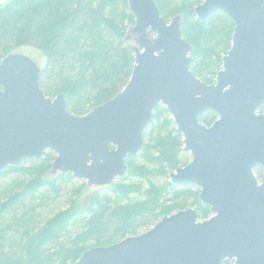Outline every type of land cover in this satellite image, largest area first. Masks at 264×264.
<instances>
[{
	"label": "water",
	"instance_id": "water-1",
	"mask_svg": "<svg viewBox=\"0 0 264 264\" xmlns=\"http://www.w3.org/2000/svg\"><path fill=\"white\" fill-rule=\"evenodd\" d=\"M128 7L135 19L128 33L136 36L130 79L85 115L69 113L64 95L43 94L41 70L29 57L0 62V170L50 151L53 172L107 186L143 149V133L162 105L192 156L171 183L199 187L214 215L201 222L196 211H179L138 236L90 248L72 264H264V182L258 186L252 172L264 168V0H201L194 8L198 20L219 11L234 24L212 85L190 72L192 47L179 17L167 23L153 0H128ZM206 112L218 117L210 127L199 121Z\"/></svg>",
	"mask_w": 264,
	"mask_h": 264
},
{
	"label": "trees",
	"instance_id": "trees-1",
	"mask_svg": "<svg viewBox=\"0 0 264 264\" xmlns=\"http://www.w3.org/2000/svg\"><path fill=\"white\" fill-rule=\"evenodd\" d=\"M153 1L166 22L172 17L168 8L186 10L180 32L192 47L190 72L211 84L231 46V19L217 11L198 20L194 8L201 0ZM134 23L128 0H9L0 5V59L19 46L44 52L40 89L48 98L64 95L67 111L82 116L128 83L134 55L126 36ZM211 117L217 116L206 112L199 121L209 126ZM178 134L159 105L144 132L143 150L128 161L124 177L80 207L83 181L71 174L44 178L55 158L50 151L0 170V264H72L90 248L138 236L163 215L190 206L177 200L186 187L179 190L167 179L182 165L178 158L189 159L175 140ZM193 199L196 204V194Z\"/></svg>",
	"mask_w": 264,
	"mask_h": 264
},
{
	"label": "rangeland",
	"instance_id": "rangeland-1",
	"mask_svg": "<svg viewBox=\"0 0 264 264\" xmlns=\"http://www.w3.org/2000/svg\"><path fill=\"white\" fill-rule=\"evenodd\" d=\"M9 0H0V5H3L5 3H7ZM186 2H189V1H186ZM165 7V6H164ZM169 9V12L171 14V18L170 20H168L167 23H169L173 18L175 17H179L181 20L180 22L182 21V18L184 16V14L186 13V10H184L183 8H168ZM175 15V16H174ZM182 17V18H181ZM134 25L132 26H129V27H133ZM233 34V33H232ZM232 38V36H231ZM131 46L133 45V42L131 41V43H129ZM231 45V43H230ZM231 47V46H230ZM230 49V48H229ZM228 52V51H227ZM10 54H21V55H24V56H27L29 57L40 69H42L44 66H45V63H46V55L44 52L42 51H39V50H36V49H33L31 47H27V46H19V47H15L13 48L12 50H10L8 52V55ZM227 54V53H226ZM225 54V55H226ZM5 56V57H6ZM4 57V58H5ZM4 58H1L0 59V62L4 59ZM222 67V66H221ZM221 70V69H220ZM217 74V73H216ZM216 74L213 76L210 77V80L207 81L208 83L209 82H212L211 84H214L215 83V77H216ZM159 106V105H158ZM85 110V108H84ZM168 111V110H167ZM169 113V112H168ZM73 114V113H72ZM75 115V114H74ZM170 115V114H169ZM80 116V115H79ZM171 117V116H170ZM217 119V117H211L210 118V124H212L215 120ZM179 136V138H178ZM178 136H175V140L178 141V143H181V140H182V137L181 135L178 134ZM182 145V144H181ZM180 145V146H181ZM183 147V146H182ZM182 147H180L182 149ZM179 148V149H180ZM189 161V159L187 160H182V158H178V162L181 163L182 165L187 163ZM57 176V173H53L52 172V166L46 171V173L44 174V178L45 179H53L54 177ZM110 188V187H109ZM99 190V188H96V187H93V186H88V185H84L83 189H81V192L78 196V199H77V205L78 207L80 206H83L87 203L89 197H91V195L95 192ZM195 194L197 196V192H193L191 190H186V191H180V194H178L177 196V200L179 201H183V202H187L189 203V207H192L194 209L197 210V212L200 214L201 216V219L204 220L206 218H208L210 216V213L208 211V208H206L205 206H202L200 204L199 201H197L196 204H192V200H194L193 198L195 197ZM181 204V202H180ZM171 203L168 202V206H170Z\"/></svg>",
	"mask_w": 264,
	"mask_h": 264
},
{
	"label": "flooded vegetation",
	"instance_id": "flooded-vegetation-1",
	"mask_svg": "<svg viewBox=\"0 0 264 264\" xmlns=\"http://www.w3.org/2000/svg\"><path fill=\"white\" fill-rule=\"evenodd\" d=\"M129 31V30H128ZM136 38V36L135 35H129V33H127V36H126V40L128 41V43H131V41L133 42V45L131 46V50H132V48L134 47V46H136V44H135V41H134V39ZM133 52V51H132ZM133 55H134V53H133ZM7 57V56H6ZM41 70V69H40ZM41 74V73H40ZM207 85H212V84H207ZM51 99H53V98H51ZM264 105V104H263ZM262 105V106H263ZM258 113H260V114H263L264 113V111L263 112H261V111H259V109H258ZM216 115V114H215ZM217 116V115H216ZM218 118V117H217ZM172 119V118H171ZM217 120V119H216ZM215 120V121H216ZM173 121V120H172ZM214 121V122H215ZM213 122V123H214ZM212 123V124H213ZM151 124V123H150ZM149 124V125H150ZM175 124V123H174ZM211 124V125H212ZM148 125V126H149ZM203 125V124H202ZM211 125H209V126H206V127H210ZM147 126V127H148ZM176 126V125H175ZM205 126V125H204ZM147 129V128H146ZM145 129V130H146ZM176 129H177V127H176ZM145 132V131H144ZM177 132L179 133V135H181V137H182V140H181V144H182V152L183 153H185V154H187V155H189V161L187 162V163H185V164H183V165H179V166H177V167H175L174 168V170L173 171H171L170 173H168V175H167V179H168V183L171 185V186H176V187H178L179 188V190L181 189L180 187H186V189L184 188V190H191V191H193V192H197V199H198V201L200 202V200H199V194H200V191H201V189L199 188V187H197L196 185H194V184H181V185H178V184H172L171 183V179H170V175L172 174V173H174L175 172V170L177 169V168H183V167H185L186 165H188L190 162H191V160H192V156H191V154L189 153V152H185L183 149H184V145H183V143H182V141H183V136H182V134L178 131V129H177ZM143 135H144V133H143ZM143 147H144V138H143ZM110 148H111V150H114L115 149V147H113V146H110ZM143 150V149H142ZM141 150V151H142ZM140 151V152H141ZM47 152V151H46ZM45 152V153H46ZM139 152V153H140ZM44 153V154H45ZM138 153V154H139ZM54 154V153H53ZM138 154L137 155H135V156H132V157H127L126 159H125V161H124V163H125V166H126V170H125V173H126V171H127V169H128V161L131 159V158H134V157H137L138 156ZM55 155V154H54ZM44 156V155H43ZM55 158H56V155H55ZM55 158H54V160H55ZM33 160H35V159H33ZM53 160V161H54ZM26 161V160H25ZM24 162V161H23ZM22 162V163H23ZM21 163V164H22ZM20 164V165H21ZM52 164H53V162H52ZM19 165V166H20ZM52 166V165H51ZM10 167H12V166H10ZM52 172H53V169H52ZM253 175H254V177H255V180H256V182H257V185L259 186V185H261L263 182H264V168L262 167V166H260V165H257L254 169H253ZM53 173H55V172H53ZM125 173L121 176V177H119V178H116L111 184H109V185H107V186H101V187H96V186H93V187H96V188H105V187H110L117 179H121V178H123L124 177V175H125ZM58 174H61V173H57V175ZM72 176V175H71ZM75 179V178H74ZM78 181H83L86 185H88L87 184V182L86 181H84V180H78ZM88 186H90V185H88ZM187 186L189 187V189H187ZM200 204L202 205V206H205L204 204H202L201 202H200ZM206 208H208V211H209V213H210V216L208 217V218H206V219H204V220H202L201 219V216H200V214L197 212V210L196 209H194V208H192V207H187V208H185V209H179V210H177V211H175V212H173V213H171V214H167V215H163L162 217H161V219L163 218V217H165V216H171V215H173V214H175V213H177V212H179V211H185V210H188V209H192V210H194V211H196V213L199 215V221H206V220H208V219H210V218H212V216L214 215V213H212L211 211H210V208L209 207H207V206H205ZM160 219V220H161ZM159 220V221H160ZM158 221V222H159ZM157 222V223H158ZM156 223V224H157ZM156 224H154V225H156ZM153 225V226H154ZM152 226V227H153ZM151 227V228H152ZM150 228V229H151ZM149 230V229H148ZM147 230V231H148ZM146 232V231H145ZM144 233V232H143ZM142 234V233H141ZM226 261H228V260H226ZM231 263L230 264H232L233 263V261H230Z\"/></svg>",
	"mask_w": 264,
	"mask_h": 264
}]
</instances>
